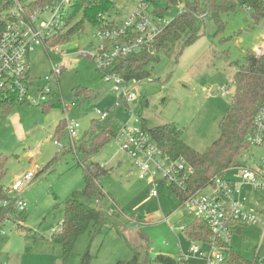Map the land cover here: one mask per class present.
Masks as SVG:
<instances>
[{"label":"rangeland","instance_id":"obj_1","mask_svg":"<svg viewBox=\"0 0 264 264\" xmlns=\"http://www.w3.org/2000/svg\"><path fill=\"white\" fill-rule=\"evenodd\" d=\"M113 1L114 8L102 20L123 22L137 6V0ZM156 1L169 20H174L182 8L169 7L168 0ZM153 9L151 6L150 10ZM81 18L79 15L77 21ZM220 19L219 28L217 21L206 18L204 33L198 40L183 49L177 44L172 53L161 54L158 63L146 67L150 78L136 83L138 98L131 103V111L121 106L116 110L117 116L124 121L132 118L131 114L140 116L149 128L173 123L183 131L185 144L204 153L220 136L219 126L235 91V74L249 53L264 48V18L256 19L253 8L247 12L245 7L237 6ZM98 32V27L87 24L83 33L59 44L63 57L55 52L48 55L43 48L29 55L30 77L36 81L31 86L51 77L52 62L64 65L58 91L67 104L84 101L73 97L78 87L100 94L99 100L87 102L76 112L81 127L76 143L90 132L91 121L96 119L94 109H112L117 101L104 74L97 70L96 60L81 54L96 56L101 45ZM222 88H227L225 94H221ZM39 94L34 92L31 96L37 99ZM61 103L60 110L48 112L43 111V105L28 104L15 105L8 114L0 110V158L6 157L0 184L8 198H13L8 192L17 177L39 168L23 194L26 211L8 213L9 220L0 227V264H63L61 247L52 237L60 229L67 198L82 192L85 180L79 147L75 143L76 151L70 148L64 126L55 135L56 126L63 125ZM57 140L63 145V152L55 146ZM261 155L260 150L252 148L241 164L260 163ZM86 162L108 170L99 179L105 197L100 203L85 197L81 201L105 211L108 220L99 232L82 235L64 264H79L86 253L90 256L89 264L133 260L135 264H162L157 260L160 254L173 260L192 255L195 245L186 239L183 229L197 217L181 208V202L168 187H161L159 197H154L152 186L140 177L114 141ZM239 177L237 169L224 175L232 182H239ZM204 194L211 191L207 189ZM253 203L264 207V193L256 195ZM261 237L260 227L244 226L236 231L222 253L227 259L234 256L231 260L253 262ZM261 255L264 256V247ZM188 264L203 263L191 259Z\"/></svg>","mask_w":264,"mask_h":264},{"label":"built area","instance_id":"obj_2","mask_svg":"<svg viewBox=\"0 0 264 264\" xmlns=\"http://www.w3.org/2000/svg\"><path fill=\"white\" fill-rule=\"evenodd\" d=\"M255 1L264 10V0ZM67 4L68 0H52L51 3L26 14L22 4L14 0L10 12L14 20L0 32V110L3 106L18 104L41 105L58 95L64 106L62 120L64 132L70 141V147L76 151L75 143L79 138L81 127L75 116L76 112L86 104L82 106L77 100L67 104L62 98L58 91V80L64 71L63 64L56 66L51 62V77L38 81L34 86L31 85L36 81L30 77L29 64V55L38 48H43L48 55L55 52L61 57L64 56L60 46L52 47L49 42L60 27L59 14ZM150 7L149 0H137L136 8L129 13L125 21L118 22L112 30H99L97 38L101 41V45L97 49L96 56L85 52L81 54L96 60L97 68L104 71L117 58L137 54L144 47L153 44L175 19L164 18L155 13L154 9L150 10ZM245 8L247 12L251 9L249 5ZM114 43L118 44L109 46ZM254 54L256 57H262L264 48L255 49ZM104 78L111 86L117 101L112 109L104 111L94 109L92 113L96 119L108 118L121 106L131 111V103L138 98L135 92L136 84H128L116 73L106 72ZM34 92L40 93L37 99L31 96ZM220 92L225 94L227 88H222ZM131 116L132 118L125 121L118 117L120 128L113 141L120 152L127 156L140 177L152 186L154 197L158 196L160 187L174 188L182 193L185 198L181 202V208L193 213L197 219L205 221L210 227L213 241L218 243L194 244L192 255H183L179 263L188 264L191 259H197L203 264H237L231 260L232 258L227 259L222 251L227 248L240 227L253 226L262 230L255 259L250 263L241 261L240 264H264V256L261 255L264 247V207H260L259 203H253L256 195L264 193V105L255 117L254 129L248 138L249 150L254 148L262 153L260 163L251 166L245 161L244 164L234 168L239 171V182H232L222 176L216 178L212 185L194 192L189 190L188 182L193 174V168L188 161L183 157L173 159L169 156L152 136L144 131L142 118L134 114ZM55 146L64 149L59 140L55 142ZM38 170V167H34L31 172L15 179L8 192L13 198H0V213L9 208L12 202L16 211L21 213L26 211L23 194L35 179ZM207 189L211 194H204ZM7 220L9 216L4 224Z\"/></svg>","mask_w":264,"mask_h":264},{"label":"trees","instance_id":"obj_3","mask_svg":"<svg viewBox=\"0 0 264 264\" xmlns=\"http://www.w3.org/2000/svg\"><path fill=\"white\" fill-rule=\"evenodd\" d=\"M18 1L22 4L24 12L30 14L39 7L51 3L52 0ZM149 2L155 13L162 17L166 15L156 0H149ZM13 4L14 0H0V32L14 20L10 13ZM168 5L169 7L181 5L182 8L173 23L153 44L144 47L137 54L117 58L104 71L98 68L97 70L103 74L106 72L119 74L128 84H136L150 78V73L146 67L158 63L161 54L172 53L177 44H181L180 48L183 49L198 40L204 33L206 18L217 21L220 28L221 15L235 11L237 6L245 7L246 5L253 8L256 19L264 18V10L255 0H168ZM113 8V0H68V4L59 14L60 28L50 40L49 45L52 47L60 46L59 44L63 45L72 35L83 33L87 24L98 27L100 31L114 29L118 21L102 20L104 15L109 14ZM79 15H82V18L77 21ZM201 16L203 18H199ZM117 44L114 43L109 46L112 47ZM180 54L181 52H178V56ZM232 83L235 85V91L220 123V136L204 153L196 152L183 142V131L177 125L170 123L149 128L145 120L142 119L144 131L152 136L169 156L173 159L183 157L192 166L193 174L188 182L191 192L212 185L216 178L224 176L228 171L241 165V159L249 150L248 138L253 132L255 117L264 105V55L255 57L254 53H249L245 64L239 68ZM73 97L84 99L87 104L89 101L99 100L100 94L93 90L78 87L75 89ZM84 101L78 102L82 105ZM61 102L60 97L56 95L53 96L52 100L41 105H43V111L48 112L50 109L60 110ZM13 107L3 106L2 111L8 114ZM63 126L64 124L61 123L57 125L55 135H59L58 133ZM119 128L120 122L116 113L104 120L94 119L91 121L90 132L76 143L82 154L80 167L83 170L85 188L82 192L73 193L67 198L60 229L52 237L53 242L61 247L63 264L71 256L76 242L82 235L85 233L92 235L99 232L102 225L108 220L105 211L100 208L95 209L83 203L81 199L85 197L99 203L104 199L105 194L99 188V179L106 175L108 170L99 164H89L86 161L97 155L104 146L113 141ZM5 162L6 157H1L0 175L4 173ZM170 190L180 202L185 198L177 189L171 188ZM0 198H8L7 191L1 184ZM115 207L119 209L117 205ZM13 211L16 210L12 202L9 208L0 213V227L7 219L8 213L11 214ZM239 229L241 230L242 227ZM183 233L186 239L194 244H218L213 241V235L208 224L200 219H194L184 227ZM89 259V253H86L79 264H89ZM157 260L162 264H180L171 257L162 254L158 255ZM232 261L237 264L242 263L237 258ZM135 263L136 261L133 260L127 263L118 262L117 264Z\"/></svg>","mask_w":264,"mask_h":264},{"label":"crops","instance_id":"obj_4","mask_svg":"<svg viewBox=\"0 0 264 264\" xmlns=\"http://www.w3.org/2000/svg\"><path fill=\"white\" fill-rule=\"evenodd\" d=\"M87 104H89V103H87ZM87 104H86V105H87ZM56 127H57V126H56ZM142 179H143V178H142ZM147 183H148V182H147ZM148 184H149V183H148ZM160 188H161V187H160ZM160 188H159V189H160ZM169 190H170V188H169ZM158 191H159V190H158ZM170 191H171V190H170ZM171 193L173 194V192H172V191H171ZM157 197H159V194H158V196H157ZM177 259H178V260H177ZM174 260H175L176 262H179V260H180V257H179V258H176V259H174Z\"/></svg>","mask_w":264,"mask_h":264}]
</instances>
